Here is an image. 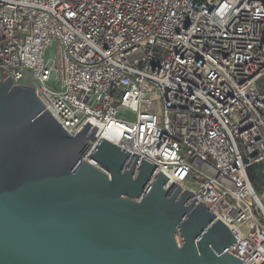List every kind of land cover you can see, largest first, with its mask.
<instances>
[{
	"label": "built area",
	"instance_id": "2783aa9c",
	"mask_svg": "<svg viewBox=\"0 0 264 264\" xmlns=\"http://www.w3.org/2000/svg\"><path fill=\"white\" fill-rule=\"evenodd\" d=\"M4 74L101 130L88 161L104 138L160 164L264 264V0H0Z\"/></svg>",
	"mask_w": 264,
	"mask_h": 264
},
{
	"label": "water",
	"instance_id": "95a60500",
	"mask_svg": "<svg viewBox=\"0 0 264 264\" xmlns=\"http://www.w3.org/2000/svg\"><path fill=\"white\" fill-rule=\"evenodd\" d=\"M71 136L27 84L0 82V264H242L228 225L160 164ZM107 171V172H105Z\"/></svg>",
	"mask_w": 264,
	"mask_h": 264
},
{
	"label": "rangeland",
	"instance_id": "374dc122",
	"mask_svg": "<svg viewBox=\"0 0 264 264\" xmlns=\"http://www.w3.org/2000/svg\"><path fill=\"white\" fill-rule=\"evenodd\" d=\"M55 56H56V47H52L47 53V58L48 59L49 58H55ZM257 181H258L259 184H261V179H258ZM258 192L261 193V189L260 188H259Z\"/></svg>",
	"mask_w": 264,
	"mask_h": 264
}]
</instances>
